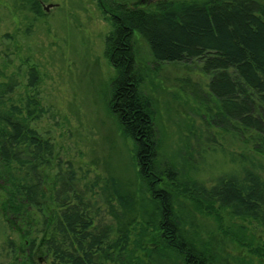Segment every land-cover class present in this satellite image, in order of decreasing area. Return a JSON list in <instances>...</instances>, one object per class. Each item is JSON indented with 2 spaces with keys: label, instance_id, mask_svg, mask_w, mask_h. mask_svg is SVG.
I'll use <instances>...</instances> for the list:
<instances>
[{
  "label": "trees",
  "instance_id": "1",
  "mask_svg": "<svg viewBox=\"0 0 264 264\" xmlns=\"http://www.w3.org/2000/svg\"><path fill=\"white\" fill-rule=\"evenodd\" d=\"M95 1L113 28L105 40V55L116 74L109 109L133 146L145 198L136 203L135 193L116 192L112 182L119 208L111 215L115 230L94 223L90 190L79 189L74 171L62 170L58 162L53 174L47 170L58 159L53 144L35 128L45 112L36 91V68L28 70L19 105L7 99L18 88L11 76L0 83V211L10 216L5 221L19 243H7L10 264H214L187 228L180 208L184 202L214 217L225 238L264 260V245L241 238L245 231L232 232L223 218L264 231L263 168L253 155L264 154V0L161 1L150 11L141 2ZM135 36L149 46L157 64L199 61L211 77L209 94L224 124L233 122L242 136L249 135V140H237L252 142L250 150L232 152L220 145L211 150L209 162L219 168L210 185L198 178L204 170L190 161L166 167L158 162L153 109L139 90L143 77L136 68ZM212 142L208 139L206 146Z\"/></svg>",
  "mask_w": 264,
  "mask_h": 264
},
{
  "label": "rangeland",
  "instance_id": "2",
  "mask_svg": "<svg viewBox=\"0 0 264 264\" xmlns=\"http://www.w3.org/2000/svg\"><path fill=\"white\" fill-rule=\"evenodd\" d=\"M111 1L130 4L142 0ZM150 1L143 2L148 11L161 1L201 4L208 0ZM32 5L37 14L31 10ZM112 30L95 0H0V83H6L11 76L18 83L7 99L20 104L28 70L35 67L38 100L45 111L35 128L53 144L58 159L47 170L52 169L53 174L57 162L62 170H73L79 189L90 190L87 197L94 207V223L114 231L111 215L119 213V208L111 195L112 182L116 192L135 193L136 203L145 197H141L133 146L109 109L111 81L116 74L105 55V40ZM134 49L136 68L143 77L140 94L153 109L158 162L163 167L191 162L204 170L198 178L210 185L219 168L213 160L209 162L211 150L219 145L232 152L250 150L252 142L245 145L237 140H249V135L242 136L233 122L224 124L219 105L209 94L211 77L203 72L199 61L157 64L149 46L138 36L134 37ZM208 139L213 142L206 146ZM188 152L191 154L186 158ZM253 155L264 177V154ZM223 170L225 167L220 171ZM180 208L185 210L187 228L192 229L214 264H264L263 259L225 238L214 217L196 213L186 202ZM5 217L10 219L0 211V264L12 262L7 243L13 240L14 245L19 244ZM223 218L229 221L232 232L238 227L245 231L241 238L264 245L260 226L227 215Z\"/></svg>",
  "mask_w": 264,
  "mask_h": 264
},
{
  "label": "water",
  "instance_id": "3",
  "mask_svg": "<svg viewBox=\"0 0 264 264\" xmlns=\"http://www.w3.org/2000/svg\"><path fill=\"white\" fill-rule=\"evenodd\" d=\"M149 1H150V0H149ZM143 2H144V0L141 1V3H143ZM150 2L152 3L153 1H150Z\"/></svg>",
  "mask_w": 264,
  "mask_h": 264
},
{
  "label": "flooded vegetation",
  "instance_id": "4",
  "mask_svg": "<svg viewBox=\"0 0 264 264\" xmlns=\"http://www.w3.org/2000/svg\"><path fill=\"white\" fill-rule=\"evenodd\" d=\"M40 264V263H39Z\"/></svg>",
  "mask_w": 264,
  "mask_h": 264
}]
</instances>
